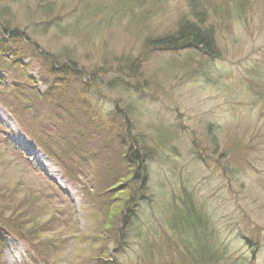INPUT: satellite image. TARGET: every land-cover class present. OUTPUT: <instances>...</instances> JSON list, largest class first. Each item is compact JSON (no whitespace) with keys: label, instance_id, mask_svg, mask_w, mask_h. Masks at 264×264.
Segmentation results:
<instances>
[{"label":"rangeland","instance_id":"1","mask_svg":"<svg viewBox=\"0 0 264 264\" xmlns=\"http://www.w3.org/2000/svg\"><path fill=\"white\" fill-rule=\"evenodd\" d=\"M47 1L59 2L60 16L81 9L84 3ZM248 1L236 16L231 12L233 0H211L228 12L216 15L219 54L209 57L203 52H172L146 45L148 37H155L157 30L171 29L187 12L186 0H138L136 4L128 0L119 13L121 19L108 20L109 26L100 31L95 44L100 52L89 50L71 34L62 36L51 30L46 25L50 17L43 15L38 0H0L9 10L0 23L9 32L26 31L28 35V41L21 39L26 54L18 63H10L8 54L0 56V76L6 83L0 82V99L28 103L39 109L41 118L32 134L24 132L28 142L22 141L9 118L2 115L6 106L0 104V190L5 191L0 193V264H42L39 256L49 257L52 264H98L104 258L101 242L89 238L96 231L89 233L104 215L99 206L110 202L105 200L108 196H98L113 184L103 176L105 167L115 175L124 171L120 147L131 140L128 133L152 150L146 157L147 177L135 188V199L141 198V191L149 197L140 199L144 209L138 222L146 219L156 226L160 201L184 185L212 217L230 264H264V109L258 103L261 90L257 91L259 83H264V1ZM102 51L129 60L144 53L142 76L131 78L115 69L102 73L98 67ZM47 52L52 57L78 58L85 70L91 72L94 66L97 70L79 78L69 76L70 82L56 81L55 89L50 88L54 94H44L55 77V71L47 73ZM51 64L58 67L54 60ZM22 66L32 84L19 75ZM13 74L22 80L17 79L19 84L9 90L15 82ZM114 78L125 80L127 86L110 88L107 83ZM74 93L81 96L75 108L83 107L94 125L88 133L77 128L71 107ZM213 136L222 147L237 141L250 152L233 160L230 166L238 170L230 176L215 163L197 158L203 146L206 155L215 157L207 150ZM193 141L200 147L191 146ZM135 148L138 151V145ZM15 211L26 214L15 216ZM8 219L15 229L7 226ZM138 225L132 226L136 232ZM244 237L259 241L257 248L246 244ZM123 247L119 264H142L135 262L134 240ZM110 248L105 245V251ZM251 250L255 251L252 262Z\"/></svg>","mask_w":264,"mask_h":264},{"label":"trees","instance_id":"2","mask_svg":"<svg viewBox=\"0 0 264 264\" xmlns=\"http://www.w3.org/2000/svg\"><path fill=\"white\" fill-rule=\"evenodd\" d=\"M38 1L39 3H37V5L40 4L39 6H43V15L45 17H50L46 21V25L49 26L51 30L62 36L71 34L73 37H76L78 41L87 45L89 50L96 51L98 49L99 52L100 48H97L95 44L98 41V37L101 38L100 31L109 26L107 22L111 21L112 23L118 17L121 19V14L119 13L123 10L122 8L125 2H128V0H82V3H84L81 9L76 7L75 10L73 9L60 16L59 9H57L59 4L58 1ZM129 2L136 4L138 0H134V2L133 0H129ZM186 3L187 12L181 14L180 17L175 20L174 26L171 29L157 30L156 35L151 34L150 30H148L147 33L155 37H148L146 39V45H149V47L157 46L159 48H165L172 52L189 50L194 54L203 52L209 57L218 55L219 50L217 47L215 27L216 17L221 15V13L227 14L228 8L224 9V7L220 8L218 5L215 6V4L211 3V0H186ZM242 3L248 6L249 1L241 0L239 4L237 0H233L231 12L235 13L236 16L240 15L238 13L241 12L240 8H243ZM6 5L7 4H2L0 6V18H5L9 13ZM140 6H142L141 3L138 7ZM140 10H143V8ZM158 11V13H160L162 9L160 8ZM71 12H76V14ZM63 17L67 18L68 21L63 22V19L60 20V18ZM0 29H2L9 38H7L9 41L4 38L0 39V56L3 53H8L13 60L10 63L14 61L18 63V60H21L19 58L24 57L26 54L25 47L23 48L20 44V42L23 41L21 39H28L26 31L19 32L15 30L9 32V29L1 23ZM28 43H32L31 39H29ZM72 45L74 46V44ZM66 49L73 52L72 48L66 46ZM107 55L103 53V51L100 53V64L98 67L102 68V73H105L103 72L104 70L110 72V70L113 71V69H115L119 70L122 75L131 78L142 76L139 70L141 67L140 63L144 58V53L131 60L126 57H111V55ZM51 57L52 56L47 52L45 59L50 62L47 73L52 74L53 71H55V77L49 82L47 79V81H45L44 78L46 77H43V82H48V88L45 89L46 91L44 90V94H54L51 91L55 89L54 82L56 81L62 83L68 80L70 82L69 76L79 78L81 74H92V71L97 70L94 68L95 66L91 72L85 70V66L78 62V58H60L56 56L51 59ZM53 60L58 67H54L51 64ZM22 67L23 69L19 75L32 84L30 78L26 76L25 67ZM105 67L107 69H105ZM56 68H59V70ZM183 68L187 70L188 67L184 66ZM19 75H12V77L15 76L14 80L16 83L10 84L9 90H12L15 85L19 84L20 81L18 82L17 79L22 80V78L18 77ZM3 79L4 78L0 76V82L2 80V82L6 84L4 82L5 79ZM123 84L124 87L127 86L125 80L123 83V79L118 80L117 78L107 83L110 88L120 87ZM131 85L132 83L129 81V86ZM134 88L136 89L137 85ZM81 90L84 92L83 89ZM260 90L262 96L258 100V103L259 107L264 109V93L262 92L264 91V83H259L257 91ZM73 95L75 98L72 97L74 103L71 104V107L75 108L76 101L81 98V96L76 93ZM22 97L23 96L20 98ZM40 97H44V95ZM0 104L6 106L8 112L12 115L23 132L33 131L32 127L41 121V118L38 117L39 109L29 107L28 103H21V101L17 99H13L10 102L7 99H0ZM77 107L78 110L75 108L74 112L76 113V118L79 123L77 127L78 130H83L85 133H88V130L92 131L94 125L91 126L87 119L88 112L81 106L77 105ZM261 109L260 112H263ZM87 126H90V128ZM30 134L32 133L30 132ZM210 135H212L211 131ZM125 138L127 139V135H125ZM130 139L132 142H129L127 139V145H122V147H120V158L124 162V171L115 175L114 170H110L107 165L105 168H108L103 173V176H108L112 179L113 184L111 187L108 186L102 189L103 191L98 193V196H108L105 200L109 199L110 202L104 200V204L99 206V212L104 215L96 229L91 230L89 233L91 234L96 231V235H91L89 238L100 241L104 249V258L99 261L98 264H119L118 257L123 254V246L133 240L135 242L136 251L138 252L135 262L139 260L142 264H230L228 261L229 259L225 256V249L219 242L218 229L215 228L212 217L209 215L207 209L204 208L203 204L195 200V193L188 191L184 186H181L178 192L172 194L170 198H166L165 201H160L161 207L158 208L160 209V213H157L156 226L146 219L143 220L142 223L138 222L142 218L140 215L144 209V204H142V202L140 203V199L149 197L146 196L144 191H141V198L138 200L137 198L135 199V188H137V182L139 180L143 183L147 177L146 157L150 156L152 150L147 144L145 145V143L139 145L137 139L131 135ZM4 141L6 142L5 138ZM212 141L213 144L210 145L207 150L210 149L215 157L206 155V152H203L204 146L203 148L201 147V152L198 153V155H200V158L203 160H209L215 163L226 176H230L238 170L237 167L235 170H232L230 164L234 163V159L242 157L240 153H250L247 146L237 141H233V143L229 142L223 147L215 141L214 136L212 137ZM194 143L197 147H200V144H197L196 141H194ZM135 145H138V151ZM91 182L94 183V181ZM120 183H122V185L118 187ZM115 188H118L119 192L115 191ZM0 193L4 195L5 191L0 190ZM20 214L25 216L23 214H26V211L14 212L15 216ZM10 222L11 220L8 219L7 226L15 229V226ZM135 225L139 226V232H136L132 228V226L134 227ZM244 239L246 244L256 245L257 248L259 241L255 242L253 239H250V237H244ZM106 244L107 246L111 245L108 251H105ZM91 246L93 247V243ZM111 250L112 254H109ZM139 252L141 254H139ZM251 254L253 257H250V261L252 262V259L254 260L255 251L251 250ZM37 255L39 256L38 252ZM39 260L42 264H52L47 256H39ZM173 261L175 262L172 263ZM82 264H87V262ZM131 264L135 263L133 262Z\"/></svg>","mask_w":264,"mask_h":264},{"label":"bare ground","instance_id":"3","mask_svg":"<svg viewBox=\"0 0 264 264\" xmlns=\"http://www.w3.org/2000/svg\"><path fill=\"white\" fill-rule=\"evenodd\" d=\"M1 112H2V115L3 116H6L8 118H10V116L4 111L1 109ZM10 126L12 128V130L16 133V135L18 134V136H20L22 138V141H27V139H25V137L23 136V134L20 132V130L17 128V126L15 125V123L10 120ZM33 146V145H32ZM47 168H49V164H44ZM52 172H56V169H54L53 167H51L50 169ZM70 195H71V192H70Z\"/></svg>","mask_w":264,"mask_h":264}]
</instances>
